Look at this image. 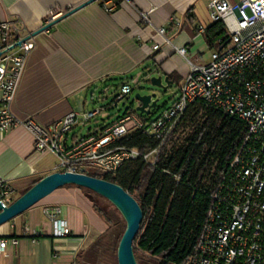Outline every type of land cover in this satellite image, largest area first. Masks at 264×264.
<instances>
[{
  "label": "crops",
  "instance_id": "crops-1",
  "mask_svg": "<svg viewBox=\"0 0 264 264\" xmlns=\"http://www.w3.org/2000/svg\"><path fill=\"white\" fill-rule=\"evenodd\" d=\"M87 1L0 0V21L18 22L32 34ZM122 1L99 0L33 38L35 49L13 105L20 118L32 117L48 125L70 112H88L93 105L107 111L106 118L98 117L70 133L68 142L78 141L110 125L111 108L119 104L103 103L105 95L117 94L121 85L139 74L141 81L168 78L171 88L179 90L191 65L207 63L216 50L209 49L205 34L198 30L212 25L208 6L214 0ZM141 14L148 21L141 20ZM159 28L166 30L169 43L157 36ZM156 44H160L158 50L153 49ZM174 48H187L186 59ZM83 127L85 136L80 131ZM57 163L52 154L34 152L32 134L23 128L0 137V176L13 180L18 193L55 173ZM56 210L70 230L64 238L55 236L54 223L46 216ZM28 226L40 233L36 243L25 233ZM109 231V224L82 189L64 187L0 227V240H19L17 247L0 252V264H102L101 251L96 249L112 236Z\"/></svg>",
  "mask_w": 264,
  "mask_h": 264
},
{
  "label": "built area",
  "instance_id": "built-area-1",
  "mask_svg": "<svg viewBox=\"0 0 264 264\" xmlns=\"http://www.w3.org/2000/svg\"><path fill=\"white\" fill-rule=\"evenodd\" d=\"M122 2H126L123 0ZM212 24L220 23L226 32L208 62L191 65L173 104L156 119L145 120L134 110L127 111L98 133L68 142L70 133L81 126L106 118L108 112H70L55 122L43 125L34 118H20L13 110L29 56L35 49L30 32L18 22L0 21V137L13 128H23L33 137L34 152L52 154L58 160L55 172L91 176L116 175L130 161L141 159L155 167L162 147L180 129L184 116L195 104L213 107L237 118L247 126V135L238 153L210 195L212 206L202 228L194 254L187 264H264V0H214L208 6ZM53 12H49L52 16ZM140 19L148 21L146 15ZM177 25L181 24L177 22ZM205 34L207 27L199 26ZM166 30L157 29L163 43ZM21 43L13 50L10 48ZM160 44L153 49L158 50ZM186 59L187 48H174ZM141 74L121 85L117 105L141 84ZM143 131L158 142L154 150L141 154L138 149L114 146L130 134ZM13 180L0 176V205L10 207L17 200ZM60 210L46 212L54 223L56 237L70 234L59 219ZM25 233L36 243L40 233L31 227ZM16 238L0 240V252L17 247Z\"/></svg>",
  "mask_w": 264,
  "mask_h": 264
},
{
  "label": "trees",
  "instance_id": "trees-1",
  "mask_svg": "<svg viewBox=\"0 0 264 264\" xmlns=\"http://www.w3.org/2000/svg\"><path fill=\"white\" fill-rule=\"evenodd\" d=\"M225 35L222 24H212L205 33L209 49H215ZM186 124L192 126L190 133L169 150L171 138L162 147L155 167L139 159L125 163L114 176L91 175L121 186L138 201L144 219L134 242L135 256L141 252L159 264H187L194 254L212 206L210 195L227 173L247 135L244 122L200 104L191 106L180 128ZM114 146L134 148L146 154L157 148L158 142L137 131ZM95 209L109 224L112 235L115 222L97 206Z\"/></svg>",
  "mask_w": 264,
  "mask_h": 264
},
{
  "label": "water",
  "instance_id": "water-1",
  "mask_svg": "<svg viewBox=\"0 0 264 264\" xmlns=\"http://www.w3.org/2000/svg\"><path fill=\"white\" fill-rule=\"evenodd\" d=\"M97 1L99 0H89L70 10L58 19L49 22L41 29L33 32L27 40L49 31L61 21ZM20 45L21 43H17L10 50ZM2 55L3 52L1 51L0 43V58ZM146 85L144 88L145 93L137 94L131 103V109L135 108L134 111L141 116H150L160 111L162 109L159 106L160 101L165 97L173 84L169 82L168 78L163 80L160 76H153L146 79ZM68 186L89 190L110 202L120 212L125 221V230L118 244L117 263L139 264L134 252V242L142 227L144 219L143 210L138 201L121 186L104 179L69 172H55L50 174L40 179L10 207L5 208L0 205V227L25 214L56 191Z\"/></svg>",
  "mask_w": 264,
  "mask_h": 264
},
{
  "label": "rangeland",
  "instance_id": "rangeland-1",
  "mask_svg": "<svg viewBox=\"0 0 264 264\" xmlns=\"http://www.w3.org/2000/svg\"><path fill=\"white\" fill-rule=\"evenodd\" d=\"M146 80L141 81V84L137 87H135L134 92L123 102L119 103L118 107L111 108V114L112 118L110 119V122H107L108 124H111V122L115 121L119 116H123L129 108H131V103L134 99V97L137 94H144V88L146 87ZM181 86V85H180ZM112 93V92H111ZM107 94L105 95L106 100L103 101V103H106L107 105L111 106V104L114 102V98L116 94ZM117 93V92H116ZM178 95V89L177 86H174L170 88L165 95L164 98L160 101L159 106L162 108L160 111L153 113L150 116H144L148 117L149 119H156L159 114L164 110L169 108L175 99L177 98ZM96 108H99V106L93 105L91 106L88 112H91L92 110H95ZM133 108L132 110H134ZM191 124H186L182 128L178 130V132L175 134V136L172 139V142L169 145V150H172V148L176 145H178L186 136L190 133L191 131ZM86 127H83L81 131L82 136H85L86 134ZM33 184H30L28 186V189L32 186ZM85 194L93 201L94 205L97 206L104 214L109 216L114 222H115V227L113 228V234L111 237H107L104 240L100 242L98 245V251H101L100 257L103 259L102 264H118L117 263V249H118V244L120 241V233L122 234L125 230V221L120 214V212L107 200L104 198L90 192L83 190ZM25 191H20L17 194V199L25 193ZM136 258L138 260L139 264H159L160 262L154 258H151L150 256H147L146 254H143L141 252L136 253ZM88 259L90 257L88 256ZM90 263L92 260H89ZM93 264V263H92Z\"/></svg>",
  "mask_w": 264,
  "mask_h": 264
}]
</instances>
